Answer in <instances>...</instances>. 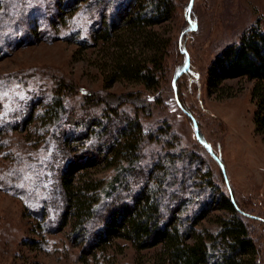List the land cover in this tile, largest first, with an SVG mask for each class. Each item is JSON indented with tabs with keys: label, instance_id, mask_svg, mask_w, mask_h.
<instances>
[{
	"label": "rangeland",
	"instance_id": "obj_1",
	"mask_svg": "<svg viewBox=\"0 0 264 264\" xmlns=\"http://www.w3.org/2000/svg\"><path fill=\"white\" fill-rule=\"evenodd\" d=\"M28 1L36 6L43 2ZM82 2L73 11H63V19L55 18L54 7L62 8L58 2L46 3L44 12L29 15V9L20 18H35L37 24L28 21V29L16 28L15 36L0 37V74L16 87L0 100V264H163L160 247L137 250L121 238L98 247L96 240L72 238V221L59 231L41 229L39 216L28 208L46 205L45 218L56 219L62 206L58 187L65 173L76 179L103 178L104 185L109 184L117 170L107 165L111 153L105 140L92 137V130L111 108L118 113L109 119L107 138L137 114L144 113L151 128L170 121L178 137L175 150L188 149L190 160H196L185 168L209 174L220 191L229 185L242 209L264 218V133L256 131L253 119L255 81L229 78L207 87L208 69L221 51L257 23L264 30V0H175L172 18L153 30L167 43L161 67L151 59L163 50L156 53L125 33L117 42L94 40L95 31L112 15L114 0ZM0 11L5 12L3 5ZM134 59L154 66L157 86L147 87L119 70ZM59 97L62 108L53 119L54 111L48 109ZM197 131L212 154L197 141ZM167 147L164 141L145 145L142 169H133L129 187L122 186L124 200L147 181L148 154ZM8 172L16 187L24 185L16 195L4 189L1 177ZM182 188L181 205L189 204V210L179 213L177 208L175 215L192 217L212 204L211 187L207 203L197 206L198 211L197 202ZM223 214L211 211L198 229L215 231L217 217ZM248 223L264 250V224L250 217Z\"/></svg>",
	"mask_w": 264,
	"mask_h": 264
},
{
	"label": "trees",
	"instance_id": "obj_2",
	"mask_svg": "<svg viewBox=\"0 0 264 264\" xmlns=\"http://www.w3.org/2000/svg\"><path fill=\"white\" fill-rule=\"evenodd\" d=\"M82 1L84 0H43L42 4L36 6L28 0H0V9L2 5L5 9V12L0 11V37L15 36L16 28H27L28 18H24V22L20 17L29 9V15L39 10L44 12L46 3L58 2L62 8L59 10L54 7L57 14L55 18L59 16L63 19L65 12L75 10ZM129 1L131 0H114L112 15L102 28L95 31L94 40L104 42L115 39L117 42L121 39L119 36L125 33L129 39L144 42L155 49L156 53L163 50L158 58L153 54L151 59L152 63L161 67L167 43L157 37L153 30L172 18L175 0H132L126 11H121ZM107 3L110 6L113 4ZM5 13L9 15L6 16ZM29 23L35 25L37 19H30ZM144 63L130 60L125 66H120L119 70L142 81L147 87L157 86L159 80L154 66ZM183 67L184 61L177 72ZM3 77L0 74V87H6L3 92H14L15 83ZM240 77L255 81L252 90V99L256 104L253 119L256 131L264 133V30L259 23L244 31L237 42L229 43L221 51L208 69L207 87L218 86L225 79ZM54 101V105L48 109L49 113L54 111L53 119L57 117L63 104L61 97L59 102L56 99ZM117 113L118 110L111 108L105 113V117L102 116L95 123L92 130V137L96 141L105 140L107 150L111 153L110 160H105L108 166L115 165L117 170L111 181L105 186L103 178H85L83 175L76 179L73 173L63 174L58 187L61 213L56 219L45 218L46 205L37 204L40 208L34 207V204L31 207L28 205L31 213L39 216L41 229L48 232L59 231L72 221V238H83L87 243L91 239L96 240L97 244L99 242L98 247L112 238L125 239L137 250L160 247L163 264H264V250L260 240L252 235L248 223L250 217L264 224V218L242 209L229 185H226L228 188L225 192L220 191L209 174L198 171L199 168L193 173L192 168H185L193 165L196 160H190L193 157L188 149L175 150L174 143L178 142V137L173 131L172 123L162 120L151 128L144 122L146 115L141 113L128 119L113 136L107 138L109 119ZM159 141L167 143V149L148 154L147 181L133 193L130 200H124L122 186L129 187L130 172L133 169H142L145 145ZM197 141L210 151L200 134ZM104 158L108 159V155L105 154ZM1 179L6 182L5 190L15 195L20 193L19 186H15L17 182H13L9 172ZM186 181L189 183L185 184ZM182 187L192 201L197 202L194 210L207 203L206 195L208 198V187H211L215 194L213 197L210 195L212 204L206 209H198L199 213L192 217L189 214L175 215L177 208L179 213L184 210L187 213L189 210V204L181 205L184 201ZM118 194L122 198L117 199ZM114 197L116 201H112ZM46 201L43 198V202ZM216 209L224 212L217 217V229H198L200 222Z\"/></svg>",
	"mask_w": 264,
	"mask_h": 264
},
{
	"label": "snow or ice",
	"instance_id": "obj_3",
	"mask_svg": "<svg viewBox=\"0 0 264 264\" xmlns=\"http://www.w3.org/2000/svg\"><path fill=\"white\" fill-rule=\"evenodd\" d=\"M5 96H7V92L0 91V100H2ZM23 98V97H21ZM19 187H24L23 184L19 185Z\"/></svg>",
	"mask_w": 264,
	"mask_h": 264
},
{
	"label": "water",
	"instance_id": "obj_4",
	"mask_svg": "<svg viewBox=\"0 0 264 264\" xmlns=\"http://www.w3.org/2000/svg\"><path fill=\"white\" fill-rule=\"evenodd\" d=\"M196 134H197V137L199 136V134H198V131L196 132ZM209 149H211L210 147H209ZM220 165H221V162H220ZM222 166V165H221ZM222 168H223V166H222Z\"/></svg>",
	"mask_w": 264,
	"mask_h": 264
}]
</instances>
